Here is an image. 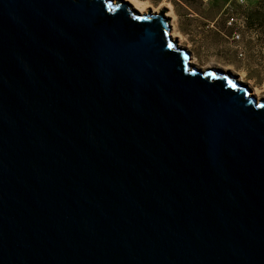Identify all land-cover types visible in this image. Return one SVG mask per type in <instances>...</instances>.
Masks as SVG:
<instances>
[{"label": "water", "instance_id": "water-1", "mask_svg": "<svg viewBox=\"0 0 264 264\" xmlns=\"http://www.w3.org/2000/svg\"><path fill=\"white\" fill-rule=\"evenodd\" d=\"M165 12L0 0V264H264V98Z\"/></svg>", "mask_w": 264, "mask_h": 264}, {"label": "rangeland", "instance_id": "rangeland-1", "mask_svg": "<svg viewBox=\"0 0 264 264\" xmlns=\"http://www.w3.org/2000/svg\"><path fill=\"white\" fill-rule=\"evenodd\" d=\"M149 1L156 5L167 0ZM168 2L176 13V29L184 36L183 42L192 50L199 66L222 68L220 65L229 63L234 68L229 71L237 75L238 79L242 76L245 80L243 83L260 87L264 98V25L262 28L256 26V30L252 31L253 40L249 31L244 41V35L241 34L243 29L237 26L244 20L245 29L250 30L248 23H251V19L257 24V15L264 13V0H247L243 5L231 0ZM186 14H193V17H187ZM230 19L233 26L227 25ZM236 33L240 34L239 38L235 37Z\"/></svg>", "mask_w": 264, "mask_h": 264}, {"label": "bare ground", "instance_id": "bare-ground-1", "mask_svg": "<svg viewBox=\"0 0 264 264\" xmlns=\"http://www.w3.org/2000/svg\"><path fill=\"white\" fill-rule=\"evenodd\" d=\"M130 3L131 7L138 10L140 13H146L147 11H152L154 13L159 12L161 10V8L163 6H165L164 8L166 9V16L170 19V26H171V37L173 39H175L178 43V45L180 47H184L187 48V45L184 44L183 39L184 36L182 35V33L176 29V24L174 22V18L176 13L174 12V9L172 7V5L168 2V1H162L159 4H153L151 1L149 0H126ZM190 52H191V57H190V63L193 65H197L199 68L201 69H208L211 68L209 66H199V63L197 62L196 57L194 56V54L192 53V50L189 48H187ZM222 67V69L229 71L234 70L233 66L229 63L220 65ZM239 80L241 82H245V80L243 79L242 76H240ZM251 87V94H253L258 100H260L262 98V90L260 87L255 86V85H250Z\"/></svg>", "mask_w": 264, "mask_h": 264}, {"label": "built area", "instance_id": "built-area-1", "mask_svg": "<svg viewBox=\"0 0 264 264\" xmlns=\"http://www.w3.org/2000/svg\"><path fill=\"white\" fill-rule=\"evenodd\" d=\"M231 1H235L237 4H240V5L246 4V2H247V0H231ZM242 16H244V15H242ZM227 25H232V26L234 25V23H232V19L227 21ZM237 26H238V28L245 29L246 28L245 21L244 20L240 21V23H238ZM235 37L239 38L240 34L236 33Z\"/></svg>", "mask_w": 264, "mask_h": 264}, {"label": "trees", "instance_id": "trees-1", "mask_svg": "<svg viewBox=\"0 0 264 264\" xmlns=\"http://www.w3.org/2000/svg\"><path fill=\"white\" fill-rule=\"evenodd\" d=\"M155 1H159V0H155ZM257 8H258V6H257ZM256 19H257V24L254 23L253 19H251V23H248V28L255 29L256 26L261 27V28L263 27V25H264V13L257 15ZM258 82H260V81H258Z\"/></svg>", "mask_w": 264, "mask_h": 264}, {"label": "crops", "instance_id": "crops-1", "mask_svg": "<svg viewBox=\"0 0 264 264\" xmlns=\"http://www.w3.org/2000/svg\"><path fill=\"white\" fill-rule=\"evenodd\" d=\"M227 4H228V3H227ZM227 6H229V4H228ZM186 16H187V17H193V14H186ZM247 30H248V31H247ZM247 30H246V29L241 30V32H242L241 34L244 35V36H243V39H242L243 41H244V40H247L246 37H248V32H249V31H250V33H251V38H252V40H253V34H252L253 32H252V31H254L255 29L252 28V29H250V30H249V29H247ZM188 32H189V30H187V36H188Z\"/></svg>", "mask_w": 264, "mask_h": 264}]
</instances>
